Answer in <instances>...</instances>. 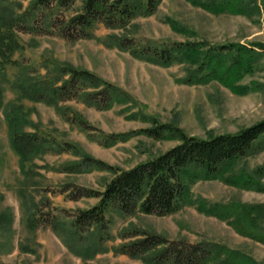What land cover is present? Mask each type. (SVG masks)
Returning <instances> with one entry per match:
<instances>
[{
	"label": "rangeland",
	"instance_id": "obj_1",
	"mask_svg": "<svg viewBox=\"0 0 264 264\" xmlns=\"http://www.w3.org/2000/svg\"><path fill=\"white\" fill-rule=\"evenodd\" d=\"M242 1L246 5L243 13H215L187 0H162L154 14L134 19L125 29L112 30L99 24L91 38L70 42L50 28L56 9L44 10L36 0H0V10L8 11L17 25L15 36H2L6 41L0 43V217L5 215L9 221L6 230L0 227V264H148L116 252L119 246L132 241L121 234L133 230L170 240L217 243L264 264V244L200 210L204 203L264 204V192L221 179L192 183V202L171 215L122 216L108 211L110 230L102 235L101 243L97 242L100 232L96 230L83 243L74 244L67 240L66 231L59 234L49 226L29 224L36 212H41V220L53 213L69 228V216L99 203L98 198L72 201L69 197L72 186L103 191L114 177V173L100 170L70 172L68 168L83 158L102 160L120 172L177 146L178 139L157 140L142 133L154 126V120L176 125L187 135L203 139L237 134L264 121V48L256 47L259 58L254 69L237 83L245 87L241 92L217 80L186 83L190 72L187 65L162 67L117 47L118 38L125 37L157 44L204 41L211 46H264V0ZM81 10L78 2L65 11V17ZM173 23L186 31L176 30ZM65 66L90 71L131 98L108 110H98L81 101L51 105L23 94L19 82L52 83ZM12 118L16 120L15 131L10 127ZM17 131L37 134L54 148L68 143L72 149L35 155L23 167L13 144L12 133ZM130 132L135 135L127 141L106 145L109 136ZM258 168H264V137L258 150L237 163L234 173H251Z\"/></svg>",
	"mask_w": 264,
	"mask_h": 264
},
{
	"label": "trees",
	"instance_id": "obj_2",
	"mask_svg": "<svg viewBox=\"0 0 264 264\" xmlns=\"http://www.w3.org/2000/svg\"><path fill=\"white\" fill-rule=\"evenodd\" d=\"M161 1L36 0V4L47 11L53 12L56 9V16L50 20V28L63 39L76 42L91 38L92 30L99 24L112 30L125 29L134 19L154 14ZM187 1L215 13L222 11L243 13L246 9L242 0ZM78 2L82 4V10L70 18L65 17V11L70 10ZM14 21L8 11L0 10V43L6 41L2 36H15L17 25ZM173 27L186 31L176 23H173ZM43 31L40 30V33H49L47 30ZM117 47L129 51L135 58L162 67L174 64L187 65L190 72L186 83L205 84L217 80L241 92L245 87L237 86V83L254 69L259 58L256 47L264 48L261 44L253 45L251 48L238 43L211 46L204 41L173 44L142 43L126 37L118 38ZM19 84L25 96L51 105L81 101L88 107L108 110L116 103L126 102L131 98L115 84L90 71L72 66L60 68L58 77L54 78L52 83L44 80L37 83L24 80ZM15 122L13 118L10 120L12 131H15ZM142 133L157 140L178 139L179 144L152 160L120 172L102 160L83 158L72 164L68 168L69 171L75 173L108 171L114 173V177L103 191L72 186L74 190L69 197L72 201L98 198L99 203L69 216L71 218L69 228L53 213L47 214V220H41V212L38 214L36 212L29 224L34 227L46 225L59 234L66 231L67 240L74 244L83 243L96 230L100 232L97 242L101 243L102 235L108 234L110 230L108 211H116L122 216L137 213L156 216L174 214L192 202L191 184L197 180L221 179L234 186L264 192V168H258L251 173L245 171L234 173V167L239 161L258 150L259 141L264 137V121L237 134H221L205 139L187 135L176 125L158 124L155 120L154 126L142 130ZM133 135L134 132L109 136L106 138V145L127 141ZM12 136L23 167L35 155L50 150L61 154L72 149L68 143L57 144L54 148L37 134L17 131L16 134L13 132ZM36 209L38 211L39 206ZM200 210L227 221L239 234L264 244V204L204 203ZM1 218L0 227L6 230L9 221L5 220V215ZM121 237L132 241L119 246L116 252L130 258H141L148 264H259L250 255L217 243H192L186 239L170 240L158 234L138 230L123 232ZM69 247L73 245L69 244ZM77 252L84 254L79 249Z\"/></svg>",
	"mask_w": 264,
	"mask_h": 264
}]
</instances>
